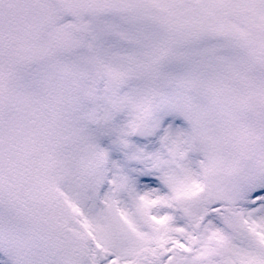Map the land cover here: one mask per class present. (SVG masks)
Returning <instances> with one entry per match:
<instances>
[{
  "label": "snow or ice",
  "instance_id": "obj_1",
  "mask_svg": "<svg viewBox=\"0 0 264 264\" xmlns=\"http://www.w3.org/2000/svg\"><path fill=\"white\" fill-rule=\"evenodd\" d=\"M0 264H264V0H0Z\"/></svg>",
  "mask_w": 264,
  "mask_h": 264
}]
</instances>
